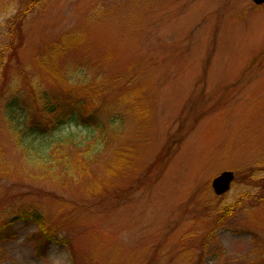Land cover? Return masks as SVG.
<instances>
[{
    "label": "rangeland",
    "instance_id": "obj_1",
    "mask_svg": "<svg viewBox=\"0 0 264 264\" xmlns=\"http://www.w3.org/2000/svg\"><path fill=\"white\" fill-rule=\"evenodd\" d=\"M28 1L0 0V264H264V4L37 0L12 42ZM67 32L75 45L61 64L103 74L125 121L120 167L109 170V144L78 180L30 164L3 114L21 74V87L43 77L60 88L37 59ZM224 170L235 180L219 196L211 183ZM21 208L46 214L72 245L11 221Z\"/></svg>",
    "mask_w": 264,
    "mask_h": 264
},
{
    "label": "trees",
    "instance_id": "obj_2",
    "mask_svg": "<svg viewBox=\"0 0 264 264\" xmlns=\"http://www.w3.org/2000/svg\"><path fill=\"white\" fill-rule=\"evenodd\" d=\"M37 2L29 0L26 7L13 17L12 42L19 40L21 16L34 10ZM68 35V32L63 34L46 54L37 59L47 79L58 83L60 88L46 84L43 77L32 81L28 88L21 87L26 79L21 74L17 78L19 83L10 89L12 94L3 105V114L18 149L30 164L44 169L53 179L72 177L78 180L91 174L92 164L109 144L114 147L113 144L121 140L125 121L121 113L122 103L119 102L121 94H113L111 101L105 98L107 87L103 74L92 77L83 64H61L60 57L75 45L74 39ZM6 47L13 48L12 45ZM4 56L0 57V64L5 62ZM6 69V62L3 67L0 65V75L7 79ZM7 92L3 91L0 96L4 97ZM125 157L121 149H115L113 167L109 170L120 167ZM252 171H249L250 178H257L258 174L254 172L252 176ZM238 204L239 201L223 205L218 223L229 217ZM16 220L34 221L38 226L39 239L46 244L72 245L70 238L61 234L59 224L51 222L43 212L21 208L11 217V221ZM71 257L74 258L72 252ZM202 260L200 264H203Z\"/></svg>",
    "mask_w": 264,
    "mask_h": 264
},
{
    "label": "water",
    "instance_id": "obj_3",
    "mask_svg": "<svg viewBox=\"0 0 264 264\" xmlns=\"http://www.w3.org/2000/svg\"><path fill=\"white\" fill-rule=\"evenodd\" d=\"M256 4L264 3V0H253ZM235 178V174L232 170H226L220 173L212 180V187L216 194L221 195L227 192L231 183Z\"/></svg>",
    "mask_w": 264,
    "mask_h": 264
}]
</instances>
